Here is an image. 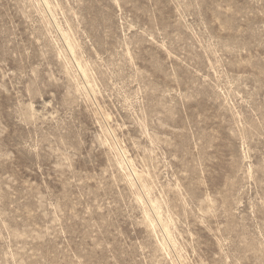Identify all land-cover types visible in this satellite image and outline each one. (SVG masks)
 <instances>
[{
  "label": "rangeland",
  "instance_id": "rangeland-1",
  "mask_svg": "<svg viewBox=\"0 0 264 264\" xmlns=\"http://www.w3.org/2000/svg\"><path fill=\"white\" fill-rule=\"evenodd\" d=\"M0 264H264V0H0Z\"/></svg>",
  "mask_w": 264,
  "mask_h": 264
}]
</instances>
